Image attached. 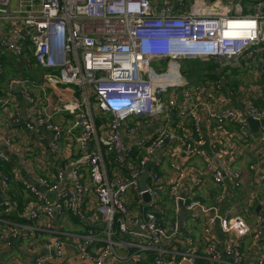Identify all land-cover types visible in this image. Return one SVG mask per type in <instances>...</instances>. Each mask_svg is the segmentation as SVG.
Returning a JSON list of instances; mask_svg holds the SVG:
<instances>
[{"label":"built area","instance_id":"2783aa9c","mask_svg":"<svg viewBox=\"0 0 264 264\" xmlns=\"http://www.w3.org/2000/svg\"><path fill=\"white\" fill-rule=\"evenodd\" d=\"M184 1L0 0V63L2 55L21 61L31 53L49 81L82 91L80 98L47 97L42 104L28 88L36 84L33 74L11 77L8 93L0 94V193L6 196L0 195V242L12 247L25 234L27 243H35L33 264H264V202L255 225L228 202L243 177L234 168L239 153L230 138L249 141L259 155L249 169L264 181V125L256 140L249 135V118L264 119V90L240 84L248 68L264 74V10L247 12L236 0L233 7L228 0L213 6L199 0L210 9L196 11L193 3L191 12H177ZM188 24L197 32L147 33ZM198 56L219 60L224 90L176 61ZM225 70L235 72L238 85L227 83ZM17 89L30 107L24 115L15 105ZM228 96L240 106L230 107ZM230 122L234 132L222 126ZM151 124L157 126L144 134ZM215 125L221 139L207 140L203 126ZM21 126L48 147L19 141ZM196 159L222 187L210 204L198 193L205 182L191 167ZM18 164L33 183L20 176ZM19 183L33 197L23 212L13 199ZM168 208L173 217L166 228L159 214ZM184 209L193 225L201 224L203 239L183 231ZM66 215L83 223L85 233L66 231ZM69 246L76 250L72 261Z\"/></svg>","mask_w":264,"mask_h":264},{"label":"crops","instance_id":"0c3cea01","mask_svg":"<svg viewBox=\"0 0 264 264\" xmlns=\"http://www.w3.org/2000/svg\"><path fill=\"white\" fill-rule=\"evenodd\" d=\"M160 1L161 0H154V2L157 5L159 4ZM197 1H199V0H185L184 2L187 4V6L177 4L176 5L177 12H181V13L187 12V11L191 12L193 3H194V9L196 11L200 12L202 10V8L204 9V8H209L208 6H213L215 1H218L220 3L224 2V0H207L208 6L207 5L205 6L201 3H200V5H197ZM258 7L261 10H263L264 9V3L258 4V6L255 8L258 9ZM245 10L247 12H251V13L254 12V10L252 8H245ZM10 58L12 59V61H14V60L17 62L19 61L12 56ZM183 58H188V57H180V58L176 59V61L178 63H180L182 65V67H183V63H182L181 59H183ZM196 58H192V59H196ZM201 58L203 60H211L214 62L213 59H208L207 57H201ZM33 61H34L33 56L27 55L19 62H21L25 71L30 70V72H31L30 76H33V74H35V77H37L36 84L34 83V85H29L28 88H29V91L36 98H39L41 100L42 104L46 101L47 97L54 99L55 101L61 102V101H65V100L80 98L82 96V91L80 92V94L77 93L78 91L76 89L78 86L72 85L70 87H66L65 85H63L61 83L51 82L47 79L46 70H43V69L41 71H36L35 69H34V71H32V62ZM160 62H161V65L165 64V66L164 65L161 66L162 69H166L167 68L166 65L169 66L167 60H162ZM162 62H165V63L162 64ZM4 64H6V62H4ZM170 64H172V63H170ZM196 69H197V66L194 68V71L193 70H191V71L187 70L183 67V70L185 72H189V73L194 74V75H199V72ZM217 70L218 69H215L214 71L216 72ZM0 71H3V67L1 65V63H0ZM237 73H238V71H237ZM24 75H26V73H24ZM240 77H241L240 84L242 85V87L248 89V88H250V86H252L255 90H259L260 92H262L264 90V74L262 73V71H260V69L256 70L253 67L248 68L245 71H243V75H241ZM7 84H8V81H5L3 83V81H1V79H0V91H2L5 94L8 93V91H7L8 85ZM3 93H0V94H3ZM228 97L230 99V101H229L230 107L235 108V107L240 106L239 104L234 105L232 103L231 97L230 96H228ZM16 99L17 100L15 101V105L19 104V106L22 109V114L24 115L25 114L24 112L28 111V109L30 107H27V104H26L25 100L20 96L18 89L16 91ZM178 106H180V104H178ZM225 106L226 105H224V107ZM1 122H2V117L0 116V125H1ZM150 126L151 127L146 132H143L144 134H146V133L151 134L157 125L151 124ZM261 126H259L256 131H253L251 129V127L249 126V130H250L249 135L251 136L252 139L256 140L258 138V136L260 134ZM219 129L221 130V127H219L217 125V128H215V129L205 128V130H204V126H203V134H205V138H207V140L221 139V137H220L221 135L219 134ZM229 131L234 132L233 130H229ZM143 133H140L138 136L134 137V139L135 140L142 139V137L144 136ZM48 135L45 136V138H47ZM16 137L21 142L29 140L33 144L37 143V140H38V139H36L37 136H36V138H32L30 136V133H28V131H26V129L23 126L19 127V131H18ZM234 140H236V141H233L232 138H230V145L237 146L236 151L239 153V155H238L237 161H235V164H233V165H234V168H236L237 170H239L242 173L243 177H242V182H241L240 186L238 188L233 189V192L231 193V195H229L230 200L228 202L230 204V207L232 208L231 210L237 209L239 211V213L248 222H250L252 225H255L256 216L261 213V204L260 203L264 202V181H260L258 179L256 180V177L258 175H255L254 173H252L249 169V166L252 162L258 160L259 155L254 153V150L250 146V143L248 140H245V141H239L237 139H234ZM36 145H38V143ZM217 158L219 159L220 163L216 164L214 161L213 162L216 166L221 167L223 165V162L219 157H217ZM191 167H197L198 171H200L198 176L199 177L201 176L202 178H204L205 185L201 189H199L198 193H199V195H201L200 198L202 200H204L206 203L210 204L211 202H213L215 200V198H216L215 196L220 193V190L222 187L216 185L214 183V181L212 180V177L205 173L204 170H206V169H205L204 160H202V159H196L195 161L193 160ZM163 168L165 170L166 176H170L171 173L169 172V162L168 161L163 165ZM262 171H264V168L262 169ZM17 172L20 174L21 177H23V178L26 177L25 179L27 181H28V178H30L27 176L28 174H27L23 164H18V171ZM40 174L42 175L43 172H40ZM21 190H22V188H21ZM26 194L29 195L28 193H26ZM28 198L30 200V197H27V199ZM258 206L260 207L259 210L257 209ZM183 215H184V218L182 219L183 231L185 230L186 232L192 233L193 236L203 239L201 224H194L193 225L190 222L186 211H184V210L182 211L181 217ZM63 216H65V215H63ZM172 217H173V214L169 215V218L166 221H164V222H167L165 225L166 228H169L171 226V224H172L171 218ZM21 223L22 224H30V221L25 219V220L21 221ZM63 223H64V229L68 232L80 233V234L85 233V228L83 226V223L76 220L71 215H66ZM219 236H220L219 238H220L221 242L225 243V241H226L225 236L223 234H219ZM250 243H251V240H247L246 246L250 245ZM34 245H35V243H27V239L25 238V234H23V238H22L21 242L18 241L12 247H7L3 242H0V264H8L9 262H20L22 264H33V256H34L33 247H34ZM75 252H76V250L72 246H69V254L71 256V261H72V258H73V255L75 254Z\"/></svg>","mask_w":264,"mask_h":264},{"label":"trees","instance_id":"16d2710c","mask_svg":"<svg viewBox=\"0 0 264 264\" xmlns=\"http://www.w3.org/2000/svg\"><path fill=\"white\" fill-rule=\"evenodd\" d=\"M197 32V29L195 26L188 24L186 28H182V29H157V30H151L149 32H147L150 35H157V36H164V37H175V36H179V35H188L191 33ZM11 56L8 55H2L1 56V65L3 67V71H0V79L1 81H3V83L5 81H9V79L13 76H18V75H22L24 77H30L31 72L29 71H25V69L23 68V65L21 64V62H17V61H12V59L10 58ZM182 63H183V67L187 70H193L194 68L197 66L198 72H199V76H204L203 80L208 81L209 83L213 84L214 86H218L221 89H225V86L222 85V78H224L223 75H217L215 74V72L212 73V71H214L215 69H217V65L215 64V62L211 61V60H203L201 57H197L196 59H192V58H183L181 59ZM4 62H6V64H4ZM165 62H162V64ZM165 65V64H163ZM9 68L10 71H5V68ZM6 68V69H7ZM226 72V70H225ZM24 73H26V75H24ZM225 75V74H224ZM10 77V78H9ZM226 78V77H225ZM80 94L81 90L79 87H77L76 89ZM0 93H3L2 91H0ZM5 94V93H3ZM105 119H97L98 124H101L102 122H104ZM186 125H190V123H186ZM217 126V125H215ZM222 126H224L226 129L228 130H236V125L232 122L227 123V125L222 124ZM192 128V126H190ZM178 129H182L178 128ZM138 155V153H137ZM114 159V155L111 154L107 157V161L108 163H111V161H113ZM110 166V165H109ZM9 167V164H8ZM8 170V168H7ZM21 188H23L22 184H15L14 189L17 190L15 196L13 197L14 200L18 201L19 204V210L20 211H24L25 210V206L24 204L33 200V197L31 195H27L25 191L21 190ZM27 197H30L27 199ZM173 214V210L171 208H168L166 210V213L163 214L160 213L159 216L162 220V225L165 226L167 222L166 221L169 218V215ZM12 218L14 220H19V221H23L25 219H18L16 218L15 215H12ZM148 260L151 261L152 260V256H148ZM202 264H205V262H201ZM137 264H147V261L141 263H137Z\"/></svg>","mask_w":264,"mask_h":264},{"label":"water","instance_id":"95a60500","mask_svg":"<svg viewBox=\"0 0 264 264\" xmlns=\"http://www.w3.org/2000/svg\"><path fill=\"white\" fill-rule=\"evenodd\" d=\"M252 1L258 2L259 4L264 3V0H252ZM263 10H264V9H263ZM221 73H222V70H221V69H219V70L216 71V74H218V75H221ZM223 82H224V81H222V84H223ZM231 100H232V103H233L234 105H235V104H238L237 99H236L235 96H231ZM249 125H250V127H251V129H252L253 131H256V130L258 129L259 126H261V125L263 126V125H264V119H261V120H255V119L249 118ZM30 136H31L32 138H36V136H35L34 134H30ZM36 139H38V140L41 141L46 147H48L46 140L41 139V138H36ZM205 149L208 151L209 156L213 159V161H214L216 164L220 163L219 159H218V158L215 156V154L212 152V150H211V148H210V146H209L208 144L205 146ZM147 176H148V173H145L144 176H143L142 179H141V187H142V188H145V187H146ZM28 181L33 183V180H32L31 178H28ZM0 194H1L3 197H6L3 193H0ZM145 199H146V200H149V199H150V196L145 195ZM257 209L259 210L260 207L258 206ZM184 211H185V209H184ZM183 218H184V215L181 217V221H182ZM180 225L182 226V222H180Z\"/></svg>","mask_w":264,"mask_h":264},{"label":"rangeland","instance_id":"374dc122","mask_svg":"<svg viewBox=\"0 0 264 264\" xmlns=\"http://www.w3.org/2000/svg\"><path fill=\"white\" fill-rule=\"evenodd\" d=\"M237 2H240L244 8H252L253 10L255 9V7L258 6V2H255V1H252V0H236ZM227 4L230 5V7H233L234 6V0H228L227 1ZM214 9L216 11H222L223 8H222V5H215L214 6ZM28 55H32L31 53H28ZM198 57H201V56H198ZM215 64L217 66L222 67V64L219 62V60H214ZM7 68V67H6ZM5 68V71H10L9 68L6 69ZM34 69L36 71H41L42 70V67L39 66L38 64H36L34 61L32 62V71H34ZM225 77H226V81L227 83L231 84V83H234L236 85H238V77L237 75L235 74L234 71H226L225 72Z\"/></svg>","mask_w":264,"mask_h":264},{"label":"clouds","instance_id":"9594fccd","mask_svg":"<svg viewBox=\"0 0 264 264\" xmlns=\"http://www.w3.org/2000/svg\"><path fill=\"white\" fill-rule=\"evenodd\" d=\"M117 94H120V92L116 91Z\"/></svg>","mask_w":264,"mask_h":264}]
</instances>
